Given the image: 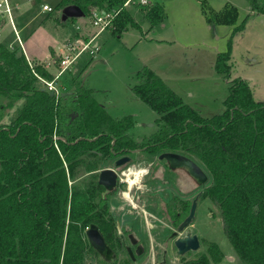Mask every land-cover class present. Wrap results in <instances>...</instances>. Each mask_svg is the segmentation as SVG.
<instances>
[{"label":"trees","instance_id":"obj_1","mask_svg":"<svg viewBox=\"0 0 264 264\" xmlns=\"http://www.w3.org/2000/svg\"><path fill=\"white\" fill-rule=\"evenodd\" d=\"M126 2L60 0L56 8L78 5L87 16L98 8L118 11L111 31L121 38L129 26L142 28L132 3ZM139 6L151 26L165 18L160 3ZM205 9L210 23L217 19L234 26L227 50L215 61L216 71L230 78L233 37L246 28L249 14L237 23L234 6L214 16ZM251 10L264 14V0H252ZM39 76L55 78L43 64L31 66L20 49L0 42L3 108L25 101L9 123L0 124V264H84L86 227L97 222L103 228V216L69 177L87 154L113 157L144 146L182 152L204 167L212 182L203 197L218 207L236 255L243 264H264V102L256 100L249 81L233 80L223 113L204 116L145 66L132 90L161 117L158 130L142 141L130 133L134 116H113L78 75L66 73L70 88L58 97L38 87ZM206 245L205 252L185 264L222 262L221 247L210 240Z\"/></svg>","mask_w":264,"mask_h":264},{"label":"rangeland","instance_id":"obj_2","mask_svg":"<svg viewBox=\"0 0 264 264\" xmlns=\"http://www.w3.org/2000/svg\"><path fill=\"white\" fill-rule=\"evenodd\" d=\"M45 1L54 6L53 11H46L48 16L57 15L66 24L63 29L62 26H56L60 31L49 25L37 27L31 41L28 42V47L32 53H38L39 56L48 53L49 47L57 49L62 42L61 30L71 32L74 29L71 19H63V11L67 6L57 9V3H55L57 0ZM151 1L152 3L160 2L165 7V18L161 23L151 26L143 18L142 7L137 3H132L131 8L141 22L142 28L129 26L122 33L121 38L112 33L113 27L103 30L97 40L99 48H95L92 43L91 49L85 50L68 66L66 71L61 73L59 77L61 90L70 88L65 80L68 71L78 75L83 82L90 72L87 86L95 88L97 99L106 106L113 116L121 118L132 114L136 123L130 133L142 141H147L149 136L158 130V119L161 117V114L154 111L132 90V87L138 83L137 72L144 64L156 71L166 84L184 99L186 104L191 105L204 116L223 113L225 110L224 101L230 94L232 81L237 78L249 81L256 100L264 102V14L251 11L252 0H229L238 8L237 23L249 14L246 28L233 37L230 78L218 73L214 68V62L220 51L227 50L228 39L232 36L234 26L220 23L217 19L210 23L206 20L204 12V8H207L209 10L205 9L206 12L212 16L214 13L221 14L220 12L224 11L226 7L227 0ZM0 18H2V23H9L8 17ZM77 19L90 21V16L85 14ZM13 20L19 30L14 12ZM87 24L83 28H86ZM84 30L80 29L76 34L74 32L72 34L82 38L84 42L85 37L89 38ZM13 33H16L15 30ZM73 35H70V38L66 37L63 41L59 57L68 54L65 45L67 41L74 40ZM81 46L82 43L76 47L74 53ZM57 62L56 70L52 72L55 75L62 67L60 58ZM37 85L44 86V83L39 80ZM6 102L7 99L0 96V124L12 119L20 107L18 104L13 108L4 109L3 105ZM145 155L142 153L134 156L136 172L143 171L144 166L148 165L146 162V164L142 162ZM154 161L152 172L147 174L144 171L142 175H137L139 183L141 181L144 184L145 182L151 183L142 186L144 196L149 198V205H146L145 202L146 207L142 206L143 209L140 206H131L133 204L128 201L129 198L128 200L124 198V192H122V190L129 191L126 182L123 189L112 197L111 202L115 211L113 215L117 216L119 212L122 213L117 217L119 219L117 233L126 234L125 244L135 247V243L127 237L128 232L132 231L134 237L146 246L145 253L139 257L138 263L135 264H157L164 257L168 258V264H181L195 259L205 252L208 240L216 242L225 254L219 264H243L225 234L218 207L206 197L199 200L194 221L178 233L180 236H185L188 232L197 234L201 239V248L179 256L172 243L168 246L164 241L167 233L164 232L163 227L168 222L164 204L166 201H171L173 196L178 193L174 177H179L178 183L182 187V197L186 196L189 199L193 198L198 191L202 193L205 186L212 182V177L209 175L208 182L200 186L186 170L182 169L180 174H173L164 161L158 159ZM112 164L111 159L105 160L104 157L87 154L74 169L75 178L71 177V183H69L75 189L85 190L88 186V179L96 177L86 175L89 168ZM131 189L130 199L141 195L136 185H133ZM202 194L200 197L203 196ZM148 207L150 208L148 209ZM165 249H168L167 255ZM115 252L117 253L116 259L107 261L103 255L95 253L93 250H87L84 264H132L125 245L120 249L116 248Z\"/></svg>","mask_w":264,"mask_h":264},{"label":"flooded vegetation","instance_id":"obj_3","mask_svg":"<svg viewBox=\"0 0 264 264\" xmlns=\"http://www.w3.org/2000/svg\"><path fill=\"white\" fill-rule=\"evenodd\" d=\"M164 152H175V153L183 154L182 152H179V151H168V150H163V151L157 152L152 147H149V146H144V147L135 148V149H128L126 151V153L115 155L113 157H106L101 152L99 153L100 157H104L105 160L111 159V161H113V164L112 165H104V166L97 167V168H89L86 172L87 173L86 175H92V176H96V177H94L93 179H90V178L88 179V186L84 191L87 193V196L90 199V201L93 202V204L95 206V211L98 214H100L101 216H103V219H100V223L103 224V228H101V226L97 222H91L86 227L85 234H86V238L88 240V246H89L88 250H93L95 253L103 255L105 257V259H107V261H108V260L116 259L117 253L115 252V249L116 248L120 249V247H123L125 245L126 251H127V254L129 256L131 263L132 264L138 263L139 257L145 253V247L146 246L143 245L142 243H140L139 239L134 237L132 231L128 232L127 237H129V239L131 241H133V243H135V247L128 245V244H125L124 239L127 240L125 233H123V232L120 234L117 233L118 227H119V219L117 217L119 215H121L122 213L119 212L117 216L113 215V214H115V211L113 210V205L111 204L112 197H114L115 194L118 193V191L123 189L122 187L124 186V183L126 182L127 183V190H129V191L126 192V191L122 190V192H124L123 193L124 198L127 200L129 198L128 201L131 202V204H133L131 206H133V207L140 206L143 209L142 206H145V202H146V205H149V202H148L149 198L147 196L146 197L144 196L142 186L148 185L151 183L145 182V184H144V183H142V181L140 183H139V180L137 181V179L139 177L134 172L135 169L137 168L134 165V163H135L134 156L142 154V153L146 154L144 156V158L142 159V162H144V163L146 162L148 164L147 166H144L146 169L143 168V172L145 171L147 174L153 171L155 159L156 160L158 159L160 161H164V164L169 168L170 172H172L173 174H177V173L180 174V172H182L183 168L182 167H179V168L171 167L170 163L168 162V160L166 158H161V154H163ZM127 155L131 157V160L128 163H126L124 165H120L117 167L115 165L116 160L120 157L127 156ZM107 167L115 168L117 173H118L117 186L114 190H110V191L107 190L106 185L99 182L100 171L104 168H107ZM183 170H185V169H183ZM134 175H135V178H134ZM129 179L134 180V182L132 183ZM175 181H176L175 185L178 187V193H176L173 196L171 201H169V202L166 201L164 204V207H165L164 211H165V214H166V217L168 220V222L166 223V226L163 227V230H165L164 232L167 233L164 241H166L168 246L170 245V243H172V246L174 247L177 254L179 256H182L181 254L178 253V248L176 247L175 241L178 237H182L178 234L179 232L183 231V230H180V226L182 225V222L190 215L191 209H192V206H193V203L195 200H196L197 205H198L199 200L203 197V196L200 197V195L204 192V190L202 193L200 191H198L195 194V196L191 199L187 198L186 196L182 197V187L178 183V181H179L178 176L174 177V182ZM194 181H196V180H194ZM133 185L134 186L136 185L137 190H139V192H141V195H138L137 198L135 196L136 199L135 198L130 199V193L132 191L131 187ZM200 186H202V185H200ZM149 208L150 207H148V209ZM196 209H197V206H196ZM195 217H196V211H195ZM195 217H194V219H195ZM194 219H193V221H194ZM93 223L98 226L100 233L103 235L107 246L110 248L111 252L109 255L102 254L94 245L91 244L90 239L87 235V230L90 228L91 224H93ZM188 226H186L184 229H186ZM109 228L110 229L112 228L111 234L109 232L110 231ZM174 233H177V234L174 236ZM193 234H195V233H193ZM109 235H111L112 237H108ZM186 235H187V233L185 234V236ZM199 239H200V237H199ZM200 242H201V239H200ZM167 251H168V249H165L166 255H167ZM157 264H168V258L164 257L161 260V262H159ZM181 264H185V262L181 263Z\"/></svg>","mask_w":264,"mask_h":264},{"label":"crops","instance_id":"obj_4","mask_svg":"<svg viewBox=\"0 0 264 264\" xmlns=\"http://www.w3.org/2000/svg\"><path fill=\"white\" fill-rule=\"evenodd\" d=\"M59 1L60 0H57L55 3H58ZM149 1L152 3L151 0H149ZM11 2L13 5L14 17L17 21V25L19 26V30L17 29L14 21H13V23H11V21L9 20V23L4 24V23H2V18H0V42L7 41L9 43V46L11 49H20L25 54V56L27 57V59L29 61L34 62V63H41L45 67H47V69L49 71L55 72L56 66L58 63L57 61L59 59V54L61 53V50H62L63 41L65 40L66 37H69L70 35L72 36L73 35L72 32H74V34H76L78 32V30H80V29H83V30L85 29L84 31L87 32V34L89 35V38L85 37V41L92 40L93 46L95 48H99L100 45H99V42L97 40L100 37V35L102 34L103 30L95 32L98 29L95 28L94 26H92L88 20L82 21L83 19H81V20L77 19L75 21H72L73 25H74V29L71 32H69L67 30H65V31L61 30L62 31V36H61L62 40L61 41L62 42L60 45H58L57 49L55 47H49L50 48L49 52L45 53L44 56H39L38 53H32L30 48L28 47V42L31 41V37L35 33L38 26L49 25V26H52V28H55L57 30H59L57 28L58 25L62 26V29L65 28V26L59 24V22L57 20V18H59V17L57 15L48 16L47 12L46 11L44 12L42 10V4H44V3L50 4V2H48V1H45V0H11ZM156 3H160V2H156ZM225 5H226V7H228L229 5L236 7L229 0L226 1ZM250 7H251V5H250ZM164 10H165V7H164ZM5 18H7V17H5ZM206 20L208 21L207 18H206ZM86 23H88L86 28H83ZM2 26H4V27H2ZM78 26H80V27L82 26V27L80 29H78ZM13 30H15L16 33H13ZM90 30H92V32H90ZM84 31H82V32H84ZM8 32H10V34L7 35ZM88 32H90V33H88ZM73 36H74V38H78V37H75L77 35H73ZM89 49H91V47ZM215 61H216V59H215ZM145 65L146 64H144V66H142V68L139 69V71L137 72V75L145 67ZM214 68H215V62H214ZM89 73L90 72H88V74L85 77L84 82H83L86 86H87V79L89 77ZM38 87H40V86H38ZM87 87L93 89L94 95L96 97L95 88L90 87V86H87ZM24 102H25L24 100H20L17 102V105L20 104V106H22ZM101 104L104 105L103 103H101ZM104 107L106 108L105 105H104ZM10 121H11V118L9 119V121L2 122V123H9ZM69 178H70V183H71V177H69Z\"/></svg>","mask_w":264,"mask_h":264},{"label":"water","instance_id":"obj_5","mask_svg":"<svg viewBox=\"0 0 264 264\" xmlns=\"http://www.w3.org/2000/svg\"><path fill=\"white\" fill-rule=\"evenodd\" d=\"M85 16V12L78 5H69L63 11V19H69L71 17H82ZM53 94V92H52ZM161 158H166L170 163L171 167L185 169L189 175L196 180L200 185H204L209 180L207 171L193 158L180 153L175 152H164L161 154ZM131 160L130 156H123L116 160L115 165L118 167L124 165ZM99 182L106 185L107 190H114L118 183V173L115 168L107 167L100 171ZM197 202L193 203L190 215L182 222L180 230H184L195 217ZM177 233H174V236ZM87 235L92 245H94L102 254L109 255L111 250L107 246L103 235L96 224H91L87 230ZM178 253L185 255L189 251H196L201 248V242L197 234L188 232L186 236L178 237L175 241Z\"/></svg>","mask_w":264,"mask_h":264},{"label":"built area","instance_id":"obj_6","mask_svg":"<svg viewBox=\"0 0 264 264\" xmlns=\"http://www.w3.org/2000/svg\"><path fill=\"white\" fill-rule=\"evenodd\" d=\"M131 3H137V4H143L147 5L150 3L149 0H127L125 3V6H128ZM42 10L51 12L54 10V7L48 3L42 4ZM118 14V11L115 10H102V9H95L94 12L90 15V24L94 26L95 28L100 30H106L109 28H112L114 26V18ZM0 17H8L10 21L13 23V5L11 0H0ZM81 27L78 26V29ZM82 43V46L79 48V50H76V47L79 46V44ZM92 40L90 41H84L82 38H74V40L67 41L65 48L68 51L67 55H64L63 57H59L61 59L62 67L59 73L55 75L54 79L47 80L41 76H39L40 80L44 83V86L52 91L56 96L58 97L61 93V86L59 85V77L62 72L66 71L68 66L76 60V58L82 54L85 50L91 47ZM93 50V49H92ZM74 53V54H73ZM30 65L33 66L34 63L29 61Z\"/></svg>","mask_w":264,"mask_h":264},{"label":"bare ground","instance_id":"obj_7","mask_svg":"<svg viewBox=\"0 0 264 264\" xmlns=\"http://www.w3.org/2000/svg\"><path fill=\"white\" fill-rule=\"evenodd\" d=\"M132 170V169H131ZM135 172V174L136 175H140V174H142L143 173V171L142 170H140V171H134ZM132 183L134 182V180H131V179H129Z\"/></svg>","mask_w":264,"mask_h":264}]
</instances>
